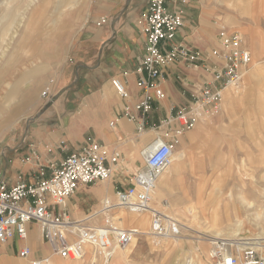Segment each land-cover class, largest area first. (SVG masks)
<instances>
[{"label": "rangeland", "instance_id": "obj_1", "mask_svg": "<svg viewBox=\"0 0 264 264\" xmlns=\"http://www.w3.org/2000/svg\"><path fill=\"white\" fill-rule=\"evenodd\" d=\"M131 1L125 0L126 12ZM257 3H253L251 14L262 11V5ZM99 5L97 0H0V124L5 116L18 119L7 132L0 128V168L1 163L3 166L11 163L14 154L36 150L30 137L35 123H45L48 128L58 124V117L48 114L49 109L63 98L68 102L69 93L81 87L80 80L105 65V44L93 36L95 29L109 18L101 17ZM143 9L136 19L138 26ZM247 11L250 12L249 6ZM113 17L111 20H116ZM252 21L261 29L257 19ZM224 32L233 31L222 28L220 33ZM261 36L264 38V28ZM253 53L252 66L259 63L262 66H256L245 82L244 73L252 68L249 64L243 73L240 92L227 90L218 112L202 117L205 126L200 136L193 140L190 134L186 150L195 162L188 159L189 164L181 166L179 175L171 178L159 200L152 196L151 204L156 210L178 222L179 240L138 235L130 245L115 247L107 255L91 247L88 255L85 248L80 259L67 260L55 255L58 260L69 264H88L92 259L91 264H115L116 259L120 264H212L209 250L214 237L243 236L247 238L242 239L244 242L256 239L264 244V59L254 62ZM141 54L135 57V64ZM62 77L70 78L63 87L58 85ZM39 86L43 89L39 98L32 96ZM46 88L49 91L43 95ZM200 120L188 133L203 124ZM88 138L91 137L86 135L85 140ZM27 153L20 158L22 164L38 163L28 162ZM253 159H257L258 168L251 178ZM140 160L143 162L141 157ZM17 178L23 179L22 174ZM118 211L98 214L102 221L93 223L104 224L108 216L119 226L118 219L115 220ZM239 219L248 222L249 233L239 236ZM21 243L14 237V243L5 250L18 252ZM257 252L264 257V249ZM51 255L54 254L50 251L44 254Z\"/></svg>", "mask_w": 264, "mask_h": 264}, {"label": "built area", "instance_id": "obj_2", "mask_svg": "<svg viewBox=\"0 0 264 264\" xmlns=\"http://www.w3.org/2000/svg\"><path fill=\"white\" fill-rule=\"evenodd\" d=\"M165 2L146 0L139 22L144 44L134 66L136 84L142 92L140 100L135 103L138 117H133L128 107L123 110L129 121L136 122L137 132L145 131V116L151 109L152 101L165 96L157 83L163 68L177 61L196 64L202 60L197 49L177 40L184 18L179 9L168 10ZM220 36V48L212 53L221 55V68L213 73L212 79L201 83L198 95L192 101L176 107L173 114L166 118L165 124L175 122L177 126L173 131L165 132L164 136L155 135L147 143L141 151L143 166L132 176L129 187L114 192V201L104 199L98 211L84 219H72L67 212L66 201L77 187L107 180L112 166L119 159L118 151H109L91 138L86 139L81 150L66 155L49 175H46L43 166L37 165L33 180L19 179L15 184L8 185L0 178V245L14 237L25 241L29 236L28 224L34 222L49 251L62 259H80L87 246L107 255L115 247L130 245L138 232L114 225L108 216L101 225L89 219L98 214L106 215L119 207L132 212L151 210L150 234L154 236L167 238L179 235L176 220L150 207L156 180L171 163L177 137L192 129L202 116L218 112L225 92L238 91L243 73L251 62V53L244 48L238 32H224ZM111 85L121 99L129 97L120 78H112ZM48 91L46 88L43 95ZM109 126H114V122L111 121ZM168 134L173 136L172 140L166 138ZM37 159L38 155L32 149L26 160ZM210 243L212 264H264V257L258 254L256 247L242 239L214 237ZM31 254L29 244L18 250L21 258H29ZM49 258L44 255L30 258V264H49Z\"/></svg>", "mask_w": 264, "mask_h": 264}, {"label": "crops", "instance_id": "obj_3", "mask_svg": "<svg viewBox=\"0 0 264 264\" xmlns=\"http://www.w3.org/2000/svg\"><path fill=\"white\" fill-rule=\"evenodd\" d=\"M97 1L102 10L101 17H109L108 22L97 27L93 33L94 37L105 44L106 51L103 54L105 65L99 66L87 77H83L80 80L81 87L69 93L68 102L63 98L56 101L52 109H49L48 114L53 113L58 117V124L48 128L45 123L37 122L31 128L33 131L30 137L36 146V150H33L38 153V159L33 161L38 163L30 165L20 162V158L27 152L29 155L31 151L26 150L14 154L11 163H6V166L1 163L0 168V178H3L8 185L15 184L18 181L17 175L20 174L25 181L33 180L37 164L42 165L46 175H49L66 155L81 150L86 135L107 147L109 151H118L119 159L112 166L111 176L107 180L79 185L67 199L66 209L72 219L89 217L98 211L104 199L114 201V192L117 189H125L132 184V176L143 166L140 160L142 147L155 135L164 136L165 132L173 131L177 123L167 125L166 118L173 114L176 107L192 101L198 95L201 83L212 79L213 73L221 68V55H214L212 51L220 48L219 35L222 28L240 33L243 44L251 52L259 49L262 51L258 55L253 53L254 62L264 59L262 47L264 38L263 35L261 36L264 28V0H185L183 3L181 0H166V8L179 9L184 18L183 27L177 33V40L197 49L202 60L196 64L177 61L163 68L157 83L165 96L161 100L152 101L151 109L145 116V131L137 132L136 122L129 121L123 115V110L128 107L131 115L138 117L135 103L140 100L142 92L136 84L134 66L135 57L143 51L144 35L136 19L140 10L145 7L146 0H132L128 12L125 11V0ZM256 1L258 5H262V11L251 14L253 3ZM241 3L245 8L240 6ZM248 6L250 14L246 12ZM258 8L260 9L259 6ZM113 16H116L114 21L111 20L114 19ZM252 18L257 19L262 30L255 25L256 21L253 22ZM258 65L260 63L256 64L257 67ZM256 66L246 71L250 74L249 77ZM114 77L120 78L125 83L129 93L127 99H121L114 91L111 85V79ZM68 80L70 78L62 77L58 85L63 87ZM111 121L114 122L112 127L109 126ZM200 131L198 136L201 134ZM193 132L186 131L179 136L180 139L177 138L178 149H188L187 141L190 134H194ZM172 137L170 134L166 136L168 140H172ZM188 159L195 162L193 157L188 156L176 166L177 172L182 165L188 163ZM89 220L94 223L102 221L101 215ZM28 232V238L25 241L20 240L22 243L18 250L23 245L29 244L34 257L46 254L49 249L40 238L38 225L34 222L29 223ZM13 243L14 238L0 245V257L7 259L19 257L18 252L5 250ZM50 259L53 264H69L61 262L55 255H51ZM91 262L92 260L88 264ZM120 263L119 259H116L115 264Z\"/></svg>", "mask_w": 264, "mask_h": 264}, {"label": "bare ground", "instance_id": "obj_4", "mask_svg": "<svg viewBox=\"0 0 264 264\" xmlns=\"http://www.w3.org/2000/svg\"><path fill=\"white\" fill-rule=\"evenodd\" d=\"M30 2V1H29ZM32 2H35V1H32ZM28 3V1H27ZM32 4V3H31ZM35 4V3H34ZM22 12V11H21ZM26 12V11H25ZM23 13V12H22ZM20 14V13H19ZM19 16V15H18ZM17 16V17H18ZM24 16V15H23ZM22 19V18H21ZM23 21V19H22ZM11 25V23H10ZM14 36V35H13ZM8 39V38H7ZM6 41V40H5ZM247 41V40H245ZM4 44V43H3ZM4 50V49H3ZM2 52V51H1ZM254 53L255 54H261L262 51L259 49V50H254ZM2 54V53H1ZM252 63L253 61L250 62L251 66H252ZM32 64V63H31ZM255 64V63H254ZM245 75V82H247L248 80V77H249V74H247V72L244 73ZM243 75V76H244ZM242 85V83L240 84V86ZM8 87V86H7ZM240 89V88H239ZM43 89L41 88V86L37 87L34 89L33 91V94L32 96H35V97H38L40 96V94L42 93ZM240 92V90H239ZM237 91V93H239ZM19 95V94H18ZM235 96H239V95H235ZM242 98V96H240V99ZM239 99V98H238ZM224 105H226V103H224ZM1 116V115H0ZM203 117V116H202ZM200 118L199 120L203 123V121L205 120L204 118ZM17 117L16 118H12L10 116H5L3 118V120L1 121V124H0V128L3 129L4 133L7 132L11 127H13L15 125V123L17 122ZM200 126L195 129V132H193L194 134L191 135V139H196L197 138V134L199 132V130H202L203 127H204V123L203 124H199ZM256 144H258L257 142H255ZM254 150V149H253ZM254 152V151H253ZM257 153V152H256ZM255 154V153H254ZM189 156L188 154V150L186 149H178V148H175L172 152V159H171V165L168 166L157 178L156 180V184H155V188H154V191H153V195H155V199L156 200H159L160 197H161V193L164 192L168 186H169V182L171 180V178L177 174V176L179 175V172H177V169H176V166H178L183 160H185L187 157ZM258 156V155H257ZM259 158V157H258ZM185 162V161H184ZM251 167L253 169V175H251V178H254L255 177V171H256V168H258V162H257V159H253V161L251 162ZM251 169V170H252ZM263 175V173H262ZM261 175V176H262ZM263 179H264V176H263ZM253 183V186L256 187L255 185V182H254V179L252 181ZM255 189V188H254ZM256 191V190H255ZM264 192V190H263ZM261 193V192H260ZM154 199V198H153ZM151 209H155L156 208L154 207V204H151L150 205ZM119 211H118V214L116 215V219H118V225L123 227L124 225H128L130 227H133L132 230H135L138 232L137 235L141 236V235H149L150 234V231H149V227H150V221H151V210H144V211H141V212H132V211H128L122 207H119L117 208ZM117 222V221H115ZM97 223V221H96ZM117 224V223H115ZM238 226H239V230H238V233H240L239 236L241 235H245V233H249L250 230H249V227H248V222L246 220H243V219H239L238 220ZM127 229H131V228H127ZM156 237V236H154ZM156 238H162V237H156ZM180 237L177 236H173V237H167V238H164V239H171L175 242H177L179 240ZM240 239H247L243 236L240 237ZM248 240H250L248 238ZM252 240V239H251ZM132 243V242H131ZM248 244H252L253 246L256 247V249L260 250V249H264V244L262 243H259L256 239L254 242H247ZM5 249V248H4ZM86 250L88 251L87 254H89V252L91 251V247L90 246H87L86 247ZM96 252V251H95ZM92 253V252H91ZM95 254V253H94ZM1 256V255H0ZM29 258H21V257H16V258H12V259H7V258H3V257H0V264H30V262L28 261ZM56 260V259H55ZM78 262H75L74 264H77ZM91 263H94L93 262V259H92V262ZM49 264H53V261L52 259L49 258ZM58 264V263H57Z\"/></svg>", "mask_w": 264, "mask_h": 264}]
</instances>
